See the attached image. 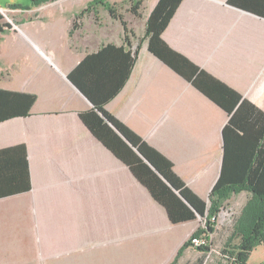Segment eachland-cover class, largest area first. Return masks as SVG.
I'll list each match as a JSON object with an SVG mask.
<instances>
[{
  "label": "crops",
  "instance_id": "crops-1",
  "mask_svg": "<svg viewBox=\"0 0 264 264\" xmlns=\"http://www.w3.org/2000/svg\"><path fill=\"white\" fill-rule=\"evenodd\" d=\"M30 1L0 0V13L13 15L8 21L2 14L11 27L0 31V91L35 96L28 116L0 121V264H170L175 258L195 264V255L205 264L211 248L203 253L188 246L177 257L189 236L205 228L204 220L169 222L164 208L81 122L79 114L93 104L68 78L75 70L92 98L101 99L130 69L104 111L170 161L185 186L209 203L228 115L151 55L147 41L130 67L142 38L134 26L144 21V34L158 0H142L141 19L125 4L132 19L122 15L135 35L128 34L129 43L119 21L99 6L78 18L69 35L75 16L93 0H77L74 11L72 3L57 6L61 0L7 9ZM227 1L182 0L161 37L264 113V19ZM6 97L0 114L15 99ZM19 146L26 150L29 191ZM248 199L242 191L225 204L243 206ZM257 249L264 264V245L247 264H255Z\"/></svg>",
  "mask_w": 264,
  "mask_h": 264
},
{
  "label": "trees",
  "instance_id": "trees-1",
  "mask_svg": "<svg viewBox=\"0 0 264 264\" xmlns=\"http://www.w3.org/2000/svg\"><path fill=\"white\" fill-rule=\"evenodd\" d=\"M54 0H31L27 6L11 5L8 10H28ZM182 0H158L146 19L145 31L133 51L130 67H133L140 44L147 41L148 52L170 68L174 73L191 84L198 92L213 102L229 117L223 128L224 154L221 173L213 186L208 202L193 194L174 173L173 165L160 153L143 142L124 125L104 111L103 105L121 89L129 77L130 69L107 95L101 99L92 98L90 92L76 79V71L69 75L71 83L93 104V109L82 112L79 118L88 131L115 158L121 161L133 177L150 194L155 202L164 208L171 224L192 222L200 216L205 228H198L193 236L213 234L214 224L210 218L216 216L233 194L242 191L249 194V200L241 211L240 225L234 238L238 239L235 251L229 257L230 264H247L252 251L264 245V113L252 103L243 99L236 91L203 71L181 54L170 49L161 35L173 17ZM228 5L264 19V0H228ZM127 11L134 18H142V0H128ZM99 6L109 13L112 19L119 21L124 37L129 43L128 29L122 14L114 4L105 0H93L85 10L75 16L69 35L76 30V20L85 13L96 11ZM0 13V31L10 28L2 22ZM11 96L15 98L6 113L0 114V121L13 117H26L35 101V96L0 91V101ZM24 154V167L27 175L26 191L30 189V179L26 161V150L19 146ZM238 221V220H237ZM186 243L178 251L177 257L188 247ZM199 252H208L210 248H199ZM170 264H176L175 260Z\"/></svg>",
  "mask_w": 264,
  "mask_h": 264
},
{
  "label": "rangeland",
  "instance_id": "rangeland-1",
  "mask_svg": "<svg viewBox=\"0 0 264 264\" xmlns=\"http://www.w3.org/2000/svg\"><path fill=\"white\" fill-rule=\"evenodd\" d=\"M76 1L77 0H61L57 4V6L72 3V6H73L72 10L74 11L77 9V4L75 3ZM127 1L128 0H125L123 3L115 4V7L121 14L125 16L126 19H132L126 11L125 2ZM2 14L5 15L6 20L11 21L13 15L9 11H3ZM4 20L2 22H6V20L5 21ZM136 23L137 25L134 26V28L136 29V31H138L139 37H142L144 21H139V22L137 21ZM236 200H241V199L236 198ZM247 201L245 204H243V206L240 205L241 203L232 204V206H230L229 203L224 205V207L226 206V208L228 209L227 211H229V212L227 211L225 212L226 214H229V215L226 217V219H223V221L219 219V221H217L216 223H213L215 226H214V233L211 236V247H210L211 253L205 264H230V261H229V257L231 256L230 254L235 251V248L238 244V239L234 238L233 235H235L236 229L240 225L239 221L241 217L240 216L241 211L246 206ZM193 235L189 236L187 243L189 242L190 237H192ZM259 250L260 249H257L258 253L253 256L254 258L253 262L255 264L256 263L259 264L261 259L263 258L262 252L260 251L259 253ZM199 256L200 255H195L194 257L195 260L193 261L195 264L204 263V256L203 257H199Z\"/></svg>",
  "mask_w": 264,
  "mask_h": 264
},
{
  "label": "built area",
  "instance_id": "built-area-1",
  "mask_svg": "<svg viewBox=\"0 0 264 264\" xmlns=\"http://www.w3.org/2000/svg\"><path fill=\"white\" fill-rule=\"evenodd\" d=\"M229 214H226L224 210H221L216 216L211 217L209 220L211 223H216L221 219H226ZM205 225V221L203 222V226ZM189 246L194 249L199 248H210L211 247V236L209 234H201L198 236H192L189 239Z\"/></svg>",
  "mask_w": 264,
  "mask_h": 264
},
{
  "label": "water",
  "instance_id": "water-1",
  "mask_svg": "<svg viewBox=\"0 0 264 264\" xmlns=\"http://www.w3.org/2000/svg\"><path fill=\"white\" fill-rule=\"evenodd\" d=\"M197 218H198V219H201V217H200V216H197Z\"/></svg>",
  "mask_w": 264,
  "mask_h": 264
}]
</instances>
